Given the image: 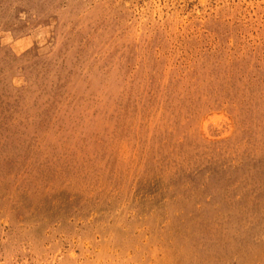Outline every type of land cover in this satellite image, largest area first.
<instances>
[{"label":"rangeland","instance_id":"rangeland-1","mask_svg":"<svg viewBox=\"0 0 264 264\" xmlns=\"http://www.w3.org/2000/svg\"><path fill=\"white\" fill-rule=\"evenodd\" d=\"M0 264H264V0H0Z\"/></svg>","mask_w":264,"mask_h":264}]
</instances>
